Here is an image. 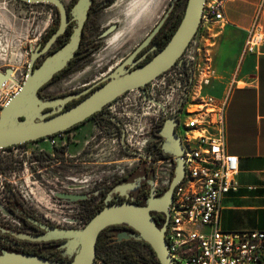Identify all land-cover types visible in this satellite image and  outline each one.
<instances>
[{
    "label": "flooded vegetation",
    "instance_id": "obj_1",
    "mask_svg": "<svg viewBox=\"0 0 264 264\" xmlns=\"http://www.w3.org/2000/svg\"><path fill=\"white\" fill-rule=\"evenodd\" d=\"M61 1L65 6L70 24L66 33L59 37L50 51L38 58L41 59V61L37 63L38 59L36 60L35 66L40 65L49 55L67 44L70 41V37L75 28L78 26L76 20V17H79L77 6L82 0H70L68 3H66L65 0ZM87 1L89 3L86 15L87 19L82 31L80 47L74 59H72L62 72L55 75L50 83L40 90V97L44 100L73 97V99L65 106V109L76 106L98 88L103 86L107 82L105 79L133 54L136 53L133 58L135 64L125 66L129 71H133L140 66H143L154 58L155 55L166 46L176 32L181 21L172 36L168 39L176 20H178L179 17H181L182 20L188 2V0H171L161 21L156 24L153 30L150 31L134 51L121 60L116 66L108 68L107 72H103V74H101L96 80L73 89L67 95L57 97L43 95L42 92L46 87L55 83L57 80H61L62 78L78 71L80 68V62L100 49L103 40L114 33L118 27L114 24L101 28V22L99 20L100 17H106L107 12L116 5L118 0ZM44 5L49 6L53 10L55 13V19L46 34L39 39L38 43H36V46L30 47L31 55L38 49H42L49 38L60 27L61 14L59 9L51 4ZM156 30V34L151 39V35ZM198 35L199 32H197V35L191 43L198 37ZM191 43L175 66L149 81L145 88L125 92L86 121L75 125L67 131L52 136L55 137L68 134V142H70L71 146L77 148L79 143L88 138L86 129H88L90 123H93L94 127L99 130L93 137H90L88 143H91V145L87 149H83L77 154L70 156L71 160L67 164L69 170L73 171V174L76 172H84L86 170L85 166H88L87 164L90 163H86L83 160H86L89 155H93L92 153H89L91 152L90 150L97 147H101L100 150H104L105 147H103V145L108 144L109 140H113L112 142L115 148H117V156L125 154L128 158L131 157L134 161V163L127 165L128 167L121 164L117 165V162H114L115 165H117L115 166L116 170L111 173V175H105L97 181H93V185L88 183L87 179L79 181L80 184H78L77 181L74 180L75 178H71L70 180H73L74 183L71 184L70 189L64 191V193H57L54 196L56 199L60 200V202L64 203V205H68V209L61 211V214L58 215L57 218H54V220L51 221L47 219V217L40 216L31 208L27 207L23 199H21V197L24 196V191L20 190L22 186H19V189H15L11 185L12 181L6 178V176L3 177L6 184L1 183L2 188L0 191V197L2 198L0 200V253L3 251L24 252L48 259L50 258L51 260L57 259L56 261L70 262L72 261V258L64 255V249H61V245L65 240L37 242L22 239L19 236L43 235L46 233V230L43 229L42 226L60 229H81L84 228L100 210L109 205L128 202L147 207L152 201L157 202L165 197L178 175V170L180 168L179 158L183 159L184 145L181 137L180 118L177 114L171 113L169 108L164 107L159 108V111L156 114L151 113V83L177 69L182 70L184 73L187 72L188 75L187 69L189 65L186 62L185 54ZM49 110L50 109H47L46 111ZM146 110H148V112H146ZM146 117L149 121V126L147 125L145 127L142 126V120ZM169 120L175 121L174 129L175 134L178 137V145H174L176 146L175 148L172 147L173 145L169 136L164 134L166 123ZM145 129H150V131L144 133ZM142 139L143 148L140 149V140ZM40 141L42 140H39L38 142ZM28 144L30 143L17 147H10L2 151L13 150ZM177 152L182 153L181 157L176 154ZM123 159L124 158H122V160ZM56 161L57 166L61 164L58 162V159H56ZM119 162H124V160ZM26 163L27 162H24V157H22L21 164L26 165ZM45 163H47V160L42 158L34 163V169H37V173L40 174L48 169L47 167H44ZM21 167L22 166H19V169ZM0 169H3L5 173L8 170L7 167ZM1 176L2 174L0 177ZM77 176L78 179L76 178V180H80L79 178H83L84 174H78ZM175 189L176 187L174 188V192ZM63 195H65V197H63ZM68 196L70 198H68ZM161 205L162 204L158 205L159 208H162ZM62 214L70 215L63 216ZM151 214L158 227H164L165 229V224L168 221L165 214L157 211H153ZM145 243L146 242L139 237V234L127 225L109 226L100 234L94 264H114L118 262L129 264L126 260L137 259L139 256L138 252L143 246H145ZM141 264L148 263L144 262ZM151 264H154L152 260Z\"/></svg>",
    "mask_w": 264,
    "mask_h": 264
},
{
    "label": "water",
    "instance_id": "obj_2",
    "mask_svg": "<svg viewBox=\"0 0 264 264\" xmlns=\"http://www.w3.org/2000/svg\"><path fill=\"white\" fill-rule=\"evenodd\" d=\"M17 1L56 6L61 14L60 27L42 49L32 53L25 81L19 84L16 94L10 97L2 109L0 116V150L26 143H35L67 131L100 112L106 105L115 101L125 92L145 88L149 81L176 65L197 35L206 3V0H188L179 27L166 46L154 58L143 66L129 71L125 66L135 64L133 58L136 53L133 54L105 79L107 82L103 86L76 106L65 109V106L73 97L44 100L40 97V90L74 59L80 47L89 3L87 0H82L77 6L79 17H76V20L78 26L71 35L70 41L49 55L40 65L35 66L36 60L48 53L59 37L66 33L70 21L61 0ZM156 32L157 30L151 35V39ZM12 75V69L0 71V88L5 86ZM47 109L50 110L46 111ZM174 126V120L167 121L164 134L169 136L172 147L175 148L174 145H178V137L175 134ZM176 154L181 157L182 153L177 152ZM179 162L178 175L165 197L160 201H152L147 207L128 202L113 204L100 210L84 228L60 229L42 226L46 230L43 235L19 236L22 239L37 242L65 240L61 245V249H64L63 254L72 258V261H56L24 252L3 251L0 253V264H94L97 243L102 231L109 226L122 224L135 230L139 237L153 248L160 264H174L167 254L165 229L164 227H158L151 212H162L166 218L169 217V207L173 202L174 188L184 176V160L179 158ZM68 198L70 197L68 196ZM159 204H162V208H159Z\"/></svg>",
    "mask_w": 264,
    "mask_h": 264
},
{
    "label": "built area",
    "instance_id": "obj_3",
    "mask_svg": "<svg viewBox=\"0 0 264 264\" xmlns=\"http://www.w3.org/2000/svg\"><path fill=\"white\" fill-rule=\"evenodd\" d=\"M229 1L206 0L201 28L225 24ZM258 20L244 54L255 53L263 39L255 32ZM204 38V33L198 35L185 54L188 75L177 69L151 83V113L164 107L177 114L184 145V176L176 186L165 224L167 254L174 264H264V232H228L220 227L222 200L239 188L240 164L226 144L230 92L217 99L205 90L215 72L202 66V59L209 57L203 55L209 52L202 50ZM16 82L18 90L20 81Z\"/></svg>",
    "mask_w": 264,
    "mask_h": 264
},
{
    "label": "rangeland",
    "instance_id": "obj_4",
    "mask_svg": "<svg viewBox=\"0 0 264 264\" xmlns=\"http://www.w3.org/2000/svg\"><path fill=\"white\" fill-rule=\"evenodd\" d=\"M69 1L65 0L66 3ZM137 1H140V3H137ZM170 2L171 0H148L147 3H142V0H118L116 5L107 12L106 17L99 18L101 28L116 24L118 26L116 31L103 40L100 49L80 62L78 71L52 83L46 87L42 94L50 97L67 95L73 89L96 80L103 72H107L111 66L119 64L121 60L134 51L156 24L161 21ZM54 19L55 13L47 5L25 4L17 0H0V71L12 69L16 81H20L22 84L25 81L30 62V47L36 46L39 39L51 27ZM213 25L206 29H202L200 26L198 32L199 38L202 33L205 35L202 41V50H209V52L203 53V55H209V57L202 59V66H210L215 72L213 63L216 45L214 44L218 36L214 33ZM40 61L41 59H38L37 63ZM17 88L12 85L0 92V106L3 107L7 104L10 95H13ZM231 88L230 86L226 94L229 93ZM142 121V126L146 127L149 124L147 117ZM86 130L88 138L79 143L77 148L70 145L68 134H64L13 150L0 151V168H8L6 173L3 169H0V175L2 174L0 177V191L2 188L1 183L6 184L3 180V177L6 176L12 181L11 185L15 189L22 186L20 190L24 191V196L21 199L27 207L52 221L61 214V211L68 209V205H64L54 196L70 189L71 184L74 183L73 180H70L71 178H75L74 180L78 184H80L79 181L87 179L88 183L93 185V181L95 182L105 175H111L116 170L115 166L121 164L128 167L127 165L134 163L131 157L128 158L125 154L117 156V148H115L113 140H109L108 144L103 145L104 150H100L101 147L90 150L89 153L93 155H89L86 160H83L90 163L85 166L86 170L84 172L73 174L67 164L71 160L70 156L87 149L91 145V143H88L90 137H93L99 131L93 123H90ZM147 131H150V129H145L144 133ZM142 142L143 139L140 140V149L143 148ZM22 157H24V162H27L26 165L21 164ZM40 158L47 160L44 167L48 169L39 174L37 169H34V163ZM122 158H124V162H119L123 161ZM56 159L61 163L58 166L56 165ZM114 162H117V165ZM19 166L22 167L19 169ZM82 173L84 177L76 180V178L78 179L77 175ZM62 215L68 216L70 214Z\"/></svg>",
    "mask_w": 264,
    "mask_h": 264
},
{
    "label": "crops",
    "instance_id": "obj_5",
    "mask_svg": "<svg viewBox=\"0 0 264 264\" xmlns=\"http://www.w3.org/2000/svg\"><path fill=\"white\" fill-rule=\"evenodd\" d=\"M262 7V10H261ZM226 23L212 27L215 75L206 92L223 99L230 89L226 144L239 159V188L222 200L220 227L228 232H264V0H231ZM262 41L255 53L244 54L255 29Z\"/></svg>",
    "mask_w": 264,
    "mask_h": 264
},
{
    "label": "trees",
    "instance_id": "obj_6",
    "mask_svg": "<svg viewBox=\"0 0 264 264\" xmlns=\"http://www.w3.org/2000/svg\"><path fill=\"white\" fill-rule=\"evenodd\" d=\"M180 21H181V17H179L178 20H176V22L174 23V26L172 27L171 32H170V34L168 36V39L172 36L173 32L176 30V28L178 27ZM138 255H137L138 256L137 259H135V260L134 259H129V260H126V261L129 264H141V263H144V262L148 263V264H151V260H152V262L154 264H159V260L156 257V254L153 252V250H152V248H151V246L149 244L145 243V246H143L141 248V250L138 252ZM54 259H56V258H54Z\"/></svg>",
    "mask_w": 264,
    "mask_h": 264
},
{
    "label": "bare ground",
    "instance_id": "obj_7",
    "mask_svg": "<svg viewBox=\"0 0 264 264\" xmlns=\"http://www.w3.org/2000/svg\"><path fill=\"white\" fill-rule=\"evenodd\" d=\"M148 2V0H142V3H147ZM137 3H140V1H137ZM149 4V3H148ZM154 5V4H153ZM140 6V5H139ZM141 9V8H140ZM150 9H152V8H150ZM134 11V10H133ZM16 77H15V74H14V72H13V75H12V78L5 84V86H3V87H1L0 88V92H3V90H5V89H7L9 86H16ZM18 91V90H17ZM16 94V93H15ZM14 96V95H13ZM12 97V96H11ZM5 107V106H4ZM3 107V108H4ZM0 151H2V150H0Z\"/></svg>",
    "mask_w": 264,
    "mask_h": 264
}]
</instances>
